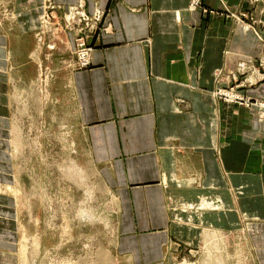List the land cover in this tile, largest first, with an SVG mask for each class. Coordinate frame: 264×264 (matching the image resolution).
<instances>
[{
  "label": "crops",
  "instance_id": "0c3cea01",
  "mask_svg": "<svg viewBox=\"0 0 264 264\" xmlns=\"http://www.w3.org/2000/svg\"><path fill=\"white\" fill-rule=\"evenodd\" d=\"M47 1L0 0L16 18L0 21V184H14V90L45 77L44 108L75 121L117 198L120 238L242 234L264 264V0H49L60 20L42 28ZM78 5L105 12L88 69L63 20ZM14 207L0 194V264H21Z\"/></svg>",
  "mask_w": 264,
  "mask_h": 264
},
{
  "label": "rangeland",
  "instance_id": "374dc122",
  "mask_svg": "<svg viewBox=\"0 0 264 264\" xmlns=\"http://www.w3.org/2000/svg\"><path fill=\"white\" fill-rule=\"evenodd\" d=\"M55 14L53 22L60 20ZM15 19L13 13L0 10L5 27ZM5 27L0 32L7 31ZM44 80L14 90V184L4 185L0 192L15 199L21 264H251L242 234L224 232L217 244L204 235L193 236L192 244L169 239L163 249L152 238H120L117 198L88 156L83 134L71 129L75 121L56 120L60 109L53 103L44 108ZM6 142L0 144L4 150Z\"/></svg>",
  "mask_w": 264,
  "mask_h": 264
},
{
  "label": "built area",
  "instance_id": "2783aa9c",
  "mask_svg": "<svg viewBox=\"0 0 264 264\" xmlns=\"http://www.w3.org/2000/svg\"><path fill=\"white\" fill-rule=\"evenodd\" d=\"M202 0H192L191 7L195 8L200 5ZM55 6L50 3L47 7V13L43 17L44 26H48L51 18H54ZM53 11V12H52ZM50 13V14H49ZM105 17V12L97 10L93 15L85 12L83 5L71 7L63 16L64 26L66 30L74 32L75 35V55L77 67L79 69H88L92 65L91 53L93 50L92 39L94 35L100 30L101 23ZM107 29H105L106 31ZM221 98H226L230 101L243 102L234 94L227 91H219L216 93Z\"/></svg>",
  "mask_w": 264,
  "mask_h": 264
},
{
  "label": "bare ground",
  "instance_id": "6f19581e",
  "mask_svg": "<svg viewBox=\"0 0 264 264\" xmlns=\"http://www.w3.org/2000/svg\"><path fill=\"white\" fill-rule=\"evenodd\" d=\"M40 27L44 28V25L41 23ZM75 47H76V45H75ZM54 48H55L54 46H51V47H50V50H54ZM14 129H15V128H14ZM14 131H15V130H14ZM2 187H3V186L0 185V192L2 191ZM4 188H5V187H4ZM7 188H9V187H7ZM12 190H13V189H12ZM9 191H11V189H9ZM1 194H2V193H1ZM18 205H19V204H18ZM6 234H7V233H6ZM22 264H23V263H22Z\"/></svg>",
  "mask_w": 264,
  "mask_h": 264
}]
</instances>
